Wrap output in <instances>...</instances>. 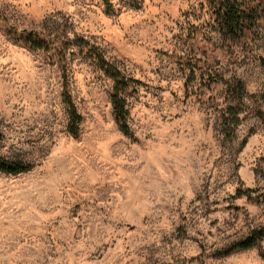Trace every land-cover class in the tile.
Segmentation results:
<instances>
[{
    "label": "rangeland",
    "instance_id": "obj_1",
    "mask_svg": "<svg viewBox=\"0 0 264 264\" xmlns=\"http://www.w3.org/2000/svg\"><path fill=\"white\" fill-rule=\"evenodd\" d=\"M249 1L229 39L214 0H0V157L31 165L0 173V264H264V238L216 254L264 226V0ZM90 48L128 80L129 136Z\"/></svg>",
    "mask_w": 264,
    "mask_h": 264
},
{
    "label": "trees",
    "instance_id": "obj_2",
    "mask_svg": "<svg viewBox=\"0 0 264 264\" xmlns=\"http://www.w3.org/2000/svg\"><path fill=\"white\" fill-rule=\"evenodd\" d=\"M214 4L220 34L229 39H237L244 31L249 29L251 21L254 18V10L249 0H214ZM21 38L32 49H47V46L51 44L35 33H27L21 36ZM73 44L79 47L88 46L82 39L76 40ZM60 46L66 48V43H61ZM89 50L90 55L96 59L98 67L112 82V93L109 99L114 120L122 133L129 136L130 131L126 122L127 110L125 99L122 96L123 91L128 87V80L124 79L120 71L106 62L93 48ZM61 98L62 103L66 107L68 117L67 132L72 136H76L81 117L77 113L67 90L64 89L62 91ZM30 167L31 165L29 164L19 161H9L0 157V173L15 174L27 171ZM262 238H264V226L253 228L247 235L232 241L229 245L216 251V254L218 256H227L233 252L248 250L253 248Z\"/></svg>",
    "mask_w": 264,
    "mask_h": 264
}]
</instances>
